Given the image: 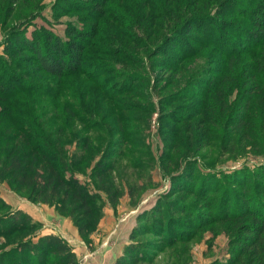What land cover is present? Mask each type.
Listing matches in <instances>:
<instances>
[{"label": "rangeland", "instance_id": "rangeland-1", "mask_svg": "<svg viewBox=\"0 0 264 264\" xmlns=\"http://www.w3.org/2000/svg\"><path fill=\"white\" fill-rule=\"evenodd\" d=\"M216 5L110 0L93 11L91 0H0V219L21 212L31 222L0 231V255L56 235L80 264L230 263L238 233L222 216L242 192L228 181L264 174V45L243 39L255 30L245 15L214 20ZM69 30L86 36L81 72L56 78L29 45L46 33L68 43ZM15 147L31 162L35 147L59 152L93 195L92 215L77 222L2 176Z\"/></svg>", "mask_w": 264, "mask_h": 264}, {"label": "trees", "instance_id": "trees-1", "mask_svg": "<svg viewBox=\"0 0 264 264\" xmlns=\"http://www.w3.org/2000/svg\"><path fill=\"white\" fill-rule=\"evenodd\" d=\"M242 1L244 0H217V5L212 10L216 11L213 19L218 20L219 14L226 15L239 12L245 15L246 17H243L249 20L255 30L243 39H246L245 42L249 44H254V46L264 45V0H251V3L256 1L254 7H246L241 4ZM108 2L110 0H91L92 10L105 11ZM70 3L73 7L74 3ZM196 3L200 5L199 2L195 1ZM191 33L194 32L190 31L189 35ZM46 34V39L42 45H29L42 70L56 78L79 74L82 66V52L85 48L83 38L86 36L76 30H69V37H76V39L70 38L68 43H64L59 37L52 41L51 34ZM48 145L49 143L45 144L46 147ZM20 153L18 147L10 152L7 157L8 164L1 170L2 176L14 181L18 189L27 191L30 200L54 205L57 211L62 214H69L77 222L81 216L88 218L92 215L90 204L95 200L93 195L84 185L79 183L78 179L72 177L73 174L67 165L68 161L63 159L59 152L52 148L50 153H47L41 151L39 147H35L33 153L37 156V160L32 162L30 154L24 153L22 155ZM75 161L76 158L73 157L71 162L74 163ZM66 172L70 174V177L65 176ZM241 174L245 175L240 179H228L229 188H231L230 184L235 185L241 190L242 195L237 200H232L224 205L225 213L222 216L225 220L236 222L238 233L232 241L234 249L231 250L229 264H264V174L253 173L252 175L249 173L248 176L246 173ZM262 181L263 184L261 185ZM252 184L257 188L252 190ZM196 186L197 184H195ZM200 187V190L205 192L203 184ZM224 191L228 192L229 189L226 187L221 191L222 200ZM196 193H194L195 196L203 198H199V200L208 202V208L215 206V197H210L208 193L203 195L200 191ZM250 197L251 199L247 200ZM219 208L224 209L223 203L220 204ZM15 213L14 216L0 219V231L9 234L25 228L31 223L30 219L21 212ZM190 213L192 212L186 211L185 214L193 218ZM147 220L149 221V217ZM152 227H145V230H153L154 227ZM159 228L154 231L160 234L159 236L163 239H167L170 231L169 226L160 224ZM137 246L135 244L130 245L128 254L137 251ZM48 255L56 256L57 259L52 263H46L44 261ZM0 262L1 264H80L72 247L56 235L41 237L35 244L33 242H21L17 247L2 253ZM121 262L124 261L121 260Z\"/></svg>", "mask_w": 264, "mask_h": 264}, {"label": "crops", "instance_id": "crops-1", "mask_svg": "<svg viewBox=\"0 0 264 264\" xmlns=\"http://www.w3.org/2000/svg\"><path fill=\"white\" fill-rule=\"evenodd\" d=\"M79 256H81V255H79ZM80 258V257H79Z\"/></svg>", "mask_w": 264, "mask_h": 264}]
</instances>
